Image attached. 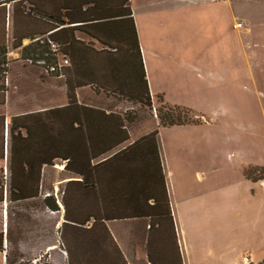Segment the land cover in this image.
<instances>
[{
	"label": "trees",
	"instance_id": "16d2710c",
	"mask_svg": "<svg viewBox=\"0 0 264 264\" xmlns=\"http://www.w3.org/2000/svg\"><path fill=\"white\" fill-rule=\"evenodd\" d=\"M9 1L0 0V4ZM11 13L12 47L21 52L22 60L32 64L44 60L41 67L45 71L63 78L68 98L64 106L12 118L9 201L39 199L45 170L60 162L65 178H71L62 198V232L84 228L88 233L103 230L110 236L108 223L147 220V264H184L162 163L159 127L198 124L203 121L201 115L157 98L163 104L158 126L132 143L129 124L133 112L108 113L79 103L76 95L79 88L89 86L152 107L135 23L129 28V0H14ZM119 20L128 21L127 31L112 36ZM25 40L30 43L25 45ZM52 44L70 61L60 72H49L58 62ZM8 54L9 47L0 44V92H8L3 82L10 72ZM263 172L264 166L244 170L253 181L264 180ZM76 191L81 194L78 198L90 200L86 210L80 209L82 201L77 210L72 209L69 197ZM44 202L54 211L61 210L52 195ZM99 249L106 250L102 245ZM119 255L117 264H128ZM255 264H264V260Z\"/></svg>",
	"mask_w": 264,
	"mask_h": 264
},
{
	"label": "crops",
	"instance_id": "0c3cea01",
	"mask_svg": "<svg viewBox=\"0 0 264 264\" xmlns=\"http://www.w3.org/2000/svg\"><path fill=\"white\" fill-rule=\"evenodd\" d=\"M129 7L133 20L129 28L132 30L135 23L154 104L163 98L165 103L189 108L203 119L198 124L159 127L162 163L184 264L262 262L264 180L253 181L244 170L264 166L251 153L256 150L264 116L259 115L258 120L254 116L246 120L247 127L239 125L236 129L234 122L244 114H237L240 105L231 104L230 98H254L258 114L264 115V0H129ZM7 16L10 19L9 11ZM115 23L112 36L127 31V20ZM87 37L79 35L81 39ZM49 78L45 98L62 101L43 109L64 106L68 98L64 81L53 75ZM76 95L79 103L108 113L124 115L133 109L127 98L89 86L79 88ZM87 98H108L104 101L114 107L109 109ZM171 130L178 135L174 160L180 173L184 172L180 180H174L176 170L163 147L165 132ZM230 131L238 133L230 138ZM244 131L252 139L248 154L245 140H241ZM130 134L134 143L139 137L132 130ZM198 152L209 155L199 165L190 162L194 175L188 180L182 166H189L187 157ZM70 179L64 178L66 182ZM207 182L212 184L209 191L190 190L189 196L176 191L178 183L202 187ZM215 182L217 187H213ZM107 226L114 233V224Z\"/></svg>",
	"mask_w": 264,
	"mask_h": 264
},
{
	"label": "rangeland",
	"instance_id": "374dc122",
	"mask_svg": "<svg viewBox=\"0 0 264 264\" xmlns=\"http://www.w3.org/2000/svg\"><path fill=\"white\" fill-rule=\"evenodd\" d=\"M13 3L14 0L0 4V44H6L9 47L8 57L11 61L9 75L3 79L8 87V92H0V264H94L93 260H96L95 264H117L118 259L121 258L119 252L128 264H147V220L114 222L112 223L114 224V233L108 227L110 236L108 232L103 230L88 233L86 232L87 229L84 228L62 232L61 226L64 222L62 198L67 182L64 180L66 175L62 171L63 164L60 162L53 168L45 170L43 190L39 199L24 203H11L9 201V127L12 118L17 114L40 110L62 101V98H45L46 84L50 82L49 77L51 74L39 65L22 60L21 52L12 47L11 12ZM8 11L10 12V19L7 16ZM29 43V40H25V45ZM59 78V81L63 80L62 77ZM58 87L60 88V86ZM104 99L87 98L95 104L113 109L112 103L104 101ZM240 101L238 98H230L231 104L234 106L240 105L236 111L237 114H244L245 117L241 116L239 120H236L234 122L235 127L239 125L246 126V120H253L254 116H256L255 120H258L259 115L260 117L264 116L263 113L258 114L260 112L256 107L257 104L254 102V98H245L244 101ZM153 106V101L151 108L140 105L138 102L133 104L131 110L133 121L129 124V128L135 136L140 137L158 126L159 109L163 104L159 103L158 100L156 101L157 115H155ZM261 122V132L260 135L256 136L255 141L256 150L251 153L254 154L255 160L263 165L264 117L261 118ZM231 125L233 124L231 123L230 127ZM236 129L238 128L236 127ZM235 133L238 132L230 131L227 135L232 138L237 135ZM242 133L245 136L241 140H245L243 142L246 147L245 153L248 154L252 139L246 131ZM176 136L178 137L174 130L166 131L163 147L168 154L172 169L176 170L173 173L174 180H180L182 179L181 173L184 174V172L180 173L181 168L174 160V140ZM193 137L197 138L196 136ZM241 146H243L242 143ZM208 155L204 156L198 152L194 157L191 156L193 160H191V157H187L188 162L186 161V164L189 166L182 167H185L184 170L186 169L187 175L184 176L188 180L193 179L194 175V168L190 167V162L193 165H199L201 162H205ZM219 160L220 158L217 159V161ZM262 174L264 175V172ZM176 185V191L184 194L183 196H189L190 190L194 192L209 191L212 187L210 182L205 183V186L202 187L200 185L196 186V183L191 187L182 185V183ZM213 187H217L216 182ZM48 195L56 198L61 208L60 211H54L46 205L44 200ZM78 195L81 194L76 191L69 197L72 209L77 210V204L82 201L83 204L80 203V209L83 210L90 200L78 198ZM90 226L87 225V228ZM102 234L105 236L101 237ZM91 235H95V237ZM95 244L102 245L106 250H100L99 246L96 247Z\"/></svg>",
	"mask_w": 264,
	"mask_h": 264
},
{
	"label": "built area",
	"instance_id": "2783aa9c",
	"mask_svg": "<svg viewBox=\"0 0 264 264\" xmlns=\"http://www.w3.org/2000/svg\"><path fill=\"white\" fill-rule=\"evenodd\" d=\"M237 26L241 27L242 23H239ZM51 51L58 58V62L53 64L49 68V72H60L64 67H67L70 65L69 58H67L66 56L62 55L59 52V47L56 44L51 45ZM35 64L39 65V66H43L45 64V61L41 60V61L36 62ZM152 101H153V99H152ZM153 109H154L155 115H157V108H156L155 104L153 106Z\"/></svg>",
	"mask_w": 264,
	"mask_h": 264
}]
</instances>
